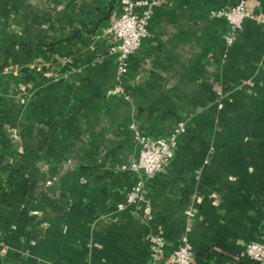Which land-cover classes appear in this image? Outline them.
Wrapping results in <instances>:
<instances>
[{
    "label": "crops",
    "instance_id": "1",
    "mask_svg": "<svg viewBox=\"0 0 264 264\" xmlns=\"http://www.w3.org/2000/svg\"><path fill=\"white\" fill-rule=\"evenodd\" d=\"M154 1L119 76V0H0V264H150L155 235L158 264L184 236L194 264H251L264 244V27L212 16L238 0ZM179 120L167 170L117 209L138 175L119 168L138 155L131 125Z\"/></svg>",
    "mask_w": 264,
    "mask_h": 264
},
{
    "label": "built area",
    "instance_id": "2",
    "mask_svg": "<svg viewBox=\"0 0 264 264\" xmlns=\"http://www.w3.org/2000/svg\"><path fill=\"white\" fill-rule=\"evenodd\" d=\"M247 0H238L234 4L216 9L213 17L224 18L231 32H235L243 25L246 19L256 20L264 27V15L256 16L246 7ZM121 11L115 17L108 31L112 35L109 53L116 57L117 72L119 76L126 74L128 59L141 45L147 36L149 19L154 0H119ZM227 42L232 41L231 36H226ZM120 87L111 88L108 94H116ZM220 106V105H219ZM133 136L138 144L137 158L131 162L121 164V170H129L137 173V178L130 186L126 198L117 204L121 210L126 205L136 204L142 197L144 185L158 174L164 173L174 155V149L178 138L186 130L185 121L179 120L167 136H149L143 134L131 125ZM192 215L190 211H186ZM150 264H158V260L164 255L165 240L161 235L149 236ZM246 256L251 264H264V244L252 240L246 245ZM167 264H194L193 255L187 238H182L179 247L167 256Z\"/></svg>",
    "mask_w": 264,
    "mask_h": 264
}]
</instances>
